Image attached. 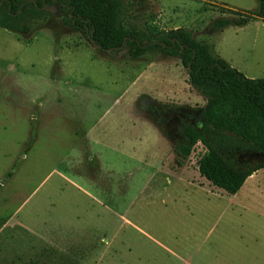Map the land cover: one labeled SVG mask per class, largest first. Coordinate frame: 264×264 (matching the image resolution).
<instances>
[{
	"label": "rangeland",
	"instance_id": "374dc122",
	"mask_svg": "<svg viewBox=\"0 0 264 264\" xmlns=\"http://www.w3.org/2000/svg\"><path fill=\"white\" fill-rule=\"evenodd\" d=\"M127 1L264 78V20L205 31L206 3L258 0ZM46 11L28 35L0 28V264H264V169L229 195L199 175L200 144L176 165L180 119L205 104L179 60L101 52Z\"/></svg>",
	"mask_w": 264,
	"mask_h": 264
},
{
	"label": "trees",
	"instance_id": "16d2710c",
	"mask_svg": "<svg viewBox=\"0 0 264 264\" xmlns=\"http://www.w3.org/2000/svg\"><path fill=\"white\" fill-rule=\"evenodd\" d=\"M50 7L59 10L65 26L86 34L101 52L118 55L126 50L136 59L159 50L163 56L179 60L188 84L205 104L196 117L180 119L172 148L178 167L200 144L204 153L197 161L199 175L229 195L264 169V78H246L212 55L189 30H161L153 20L141 21L127 0H0V28L28 35L37 22L50 16L46 11ZM204 9L219 14L207 25L209 34L244 27L255 18L264 20V0H258L256 11L251 13L208 3ZM239 155L260 158L250 161Z\"/></svg>",
	"mask_w": 264,
	"mask_h": 264
},
{
	"label": "water",
	"instance_id": "95a60500",
	"mask_svg": "<svg viewBox=\"0 0 264 264\" xmlns=\"http://www.w3.org/2000/svg\"><path fill=\"white\" fill-rule=\"evenodd\" d=\"M192 37H194V35H192ZM119 54H122V52H120Z\"/></svg>",
	"mask_w": 264,
	"mask_h": 264
}]
</instances>
